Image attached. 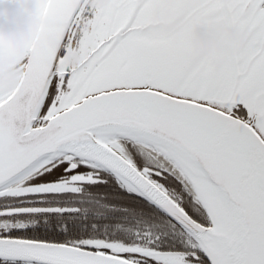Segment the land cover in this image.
<instances>
[{
  "label": "snow or ice",
  "instance_id": "obj_1",
  "mask_svg": "<svg viewBox=\"0 0 264 264\" xmlns=\"http://www.w3.org/2000/svg\"><path fill=\"white\" fill-rule=\"evenodd\" d=\"M38 16L0 70H17L0 264H264V0H44ZM201 32L225 48L197 53Z\"/></svg>",
  "mask_w": 264,
  "mask_h": 264
},
{
  "label": "clouds",
  "instance_id": "obj_2",
  "mask_svg": "<svg viewBox=\"0 0 264 264\" xmlns=\"http://www.w3.org/2000/svg\"><path fill=\"white\" fill-rule=\"evenodd\" d=\"M44 0H0V70L8 69L10 64L16 63V58L8 56L5 50L22 53L26 44L34 38L39 27L47 21L40 20L38 8ZM224 39L243 44L245 37L235 29L222 30ZM225 48L218 39L201 32L196 44V52L212 54ZM79 62L78 58L73 63ZM217 67H221L217 63ZM17 70L5 71L0 75V90L7 89L17 83Z\"/></svg>",
  "mask_w": 264,
  "mask_h": 264
},
{
  "label": "flooded vegetation",
  "instance_id": "obj_3",
  "mask_svg": "<svg viewBox=\"0 0 264 264\" xmlns=\"http://www.w3.org/2000/svg\"><path fill=\"white\" fill-rule=\"evenodd\" d=\"M199 34H200V33L197 34V38H196L197 40H198V36H199ZM204 34H205V33H204ZM205 35H207V34H205Z\"/></svg>",
  "mask_w": 264,
  "mask_h": 264
}]
</instances>
